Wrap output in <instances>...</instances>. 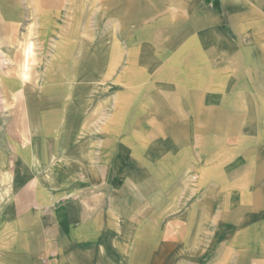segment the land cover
<instances>
[{
	"label": "crops",
	"instance_id": "1",
	"mask_svg": "<svg viewBox=\"0 0 264 264\" xmlns=\"http://www.w3.org/2000/svg\"><path fill=\"white\" fill-rule=\"evenodd\" d=\"M93 2L99 14L141 15V19L171 15L187 30V39L176 51L187 53L186 60L206 63L212 58L202 48L214 43L198 40L214 28L236 32L249 26L243 17L245 5L254 13L262 4L261 0ZM87 4L88 0H0L1 95L6 93L2 79L8 70L18 71L19 77H36L55 33L77 26L70 25V18L82 21L85 29ZM197 46L200 57L188 54L198 52ZM200 71L204 79L200 85L181 84L172 95L165 93L157 106L156 134H148V128L133 146L126 139L119 149L123 143L119 145L117 128H110L103 141H94L93 150L74 140L60 150L42 151L33 144L30 150H16L15 157L28 159L29 176L20 185L15 179L8 205L0 213V264H264L260 119L247 116L250 107L243 101L215 102L214 87L208 85L210 70ZM19 92L24 95L28 123L19 118L20 133L0 131V141L21 143L22 126L45 124L41 121L52 110L43 102L30 101L27 95L35 88L20 87ZM12 104L22 109L19 100ZM215 112L228 117L224 125L241 128L228 133L226 143L217 149ZM2 152L0 156L14 157ZM166 158L173 161L167 163ZM201 158L205 161L199 163ZM31 159L39 164L37 175L45 171L36 181L29 180L35 173ZM7 171L0 169V175ZM193 172L203 177L190 185L188 174ZM50 173L61 177L50 179Z\"/></svg>",
	"mask_w": 264,
	"mask_h": 264
},
{
	"label": "rangeland",
	"instance_id": "2",
	"mask_svg": "<svg viewBox=\"0 0 264 264\" xmlns=\"http://www.w3.org/2000/svg\"><path fill=\"white\" fill-rule=\"evenodd\" d=\"M261 2L254 13L251 6L245 5L243 17L249 19V26L236 32L228 27L224 31L214 28L206 32L204 40H198L214 43L202 48L206 56L212 58L206 63L186 60L187 53L176 51L187 39V30L179 20L173 21L171 15L150 14L148 19L146 15L141 19V15L99 14L93 0H88L83 16L85 29H82V21L70 18V25L75 22L79 28L55 33L49 46L51 52L47 61L38 66L35 78L19 77L18 71L8 70L2 79L6 93L0 94V131L20 133L21 126L16 125L19 118L28 123L29 117L25 114L28 110L24 109L25 99L19 92L20 87L35 88L34 94L27 95L31 96L30 101L43 102V107L47 105L52 110L41 121L47 124L22 126L21 143L7 141L5 136V141H0V152L14 154L10 158L0 156V169L8 170L0 175V213L8 205L15 179L20 185L22 179L29 176L25 172L28 159L15 157L16 150H30L31 144L42 151L60 150L63 144L71 146L72 140L85 143L87 149L93 150L94 141H103L110 128H117L119 145L123 143L119 149L125 147L126 139H130L133 146L148 133V128L151 130L148 134H156L157 106L165 100V93L170 91L172 95L174 88L181 84L200 85L204 80L200 70H210L208 85L214 87L215 102L226 105L243 101L245 107H250L246 110L247 116L259 117L258 128L264 132V0ZM130 17L139 20L135 23ZM214 25H217L216 20ZM196 49L198 52L192 50L188 54L200 57L201 47ZM17 100L22 109L12 104ZM228 121V117L225 119L215 112L214 149L226 143L224 139L234 128L236 132L241 129L238 125H224ZM128 135L131 137L127 138ZM135 137L138 138L134 140ZM166 160L167 163L173 161ZM202 160L205 161L198 159L199 163L204 162ZM38 161L42 163L45 159ZM31 164L35 173L29 180L42 178L45 171L37 175L36 159H31ZM52 166L57 167L56 170L63 168V164ZM57 176L61 177L50 173L49 178ZM68 176L67 171L65 179ZM202 177L193 172L188 174L187 180L193 185Z\"/></svg>",
	"mask_w": 264,
	"mask_h": 264
}]
</instances>
